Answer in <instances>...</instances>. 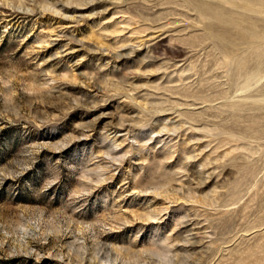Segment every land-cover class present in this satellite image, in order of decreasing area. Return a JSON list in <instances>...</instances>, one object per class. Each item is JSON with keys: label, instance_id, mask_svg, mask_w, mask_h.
I'll return each instance as SVG.
<instances>
[{"label": "rangeland", "instance_id": "1", "mask_svg": "<svg viewBox=\"0 0 264 264\" xmlns=\"http://www.w3.org/2000/svg\"><path fill=\"white\" fill-rule=\"evenodd\" d=\"M0 264H264V0H0Z\"/></svg>", "mask_w": 264, "mask_h": 264}, {"label": "bare ground", "instance_id": "2", "mask_svg": "<svg viewBox=\"0 0 264 264\" xmlns=\"http://www.w3.org/2000/svg\"><path fill=\"white\" fill-rule=\"evenodd\" d=\"M199 7V9L202 11V12H205V13H210L211 14V16H213L214 18H220L221 17V15L218 13V12H215L210 6H208V5H199L198 6ZM243 8H245V9H256V8H260V5H259V3L257 2H250L249 3V1H246V2H244V4H243ZM250 31H248V33H249ZM251 33V32H250ZM253 33V32H252ZM250 35V34H249ZM251 35H254V33L253 34H251Z\"/></svg>", "mask_w": 264, "mask_h": 264}]
</instances>
